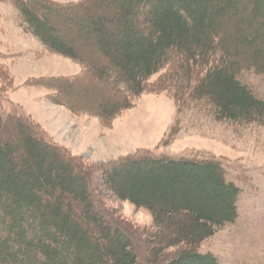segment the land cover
<instances>
[{
  "label": "trees",
  "instance_id": "obj_1",
  "mask_svg": "<svg viewBox=\"0 0 264 264\" xmlns=\"http://www.w3.org/2000/svg\"><path fill=\"white\" fill-rule=\"evenodd\" d=\"M9 1L24 32L82 68L32 84H54L59 98L63 87L92 75L114 93L94 110L63 99L59 104L75 115L107 123L166 68L174 98L187 103V96L216 122L264 125V100L241 78L264 75V0H120L117 12L89 21L105 64L51 35L48 19H37L41 10L54 19L74 13L84 0ZM84 11L86 19L94 15ZM95 174L100 190L150 214L153 230L140 232L148 238V264H218L199 250L236 220L240 194L220 162L149 153L94 168L45 138L29 117L1 112L0 264H142L133 238L102 213Z\"/></svg>",
  "mask_w": 264,
  "mask_h": 264
},
{
  "label": "rangeland",
  "instance_id": "obj_2",
  "mask_svg": "<svg viewBox=\"0 0 264 264\" xmlns=\"http://www.w3.org/2000/svg\"><path fill=\"white\" fill-rule=\"evenodd\" d=\"M49 1L67 5L80 0ZM119 2L84 0L74 13H60V18L54 19L50 11L41 10L43 16L37 19H48L54 29L51 35L98 64H105L89 21L94 16H106V10L117 12ZM84 9L94 15L86 19ZM81 71L79 64L48 52L24 32L12 3L0 0V112L4 116L16 113L29 117L45 138L94 168L149 153L220 162L226 180L240 190L237 218L203 242L199 251L212 254L218 264H264V125L216 122L206 109L191 106L193 101L187 96L183 101L190 103L174 98L166 68L147 81L149 86L131 99L129 109L105 124L94 116L75 115L59 104L66 99L75 108L94 110L102 101L114 100L111 89L92 75L66 84L59 98L54 84L45 87L31 82L35 78L52 82ZM241 78L254 95L264 100V75L246 72ZM91 183L99 195L102 213L133 238L139 261L148 264V238L140 233L153 230L148 211L100 190L96 174Z\"/></svg>",
  "mask_w": 264,
  "mask_h": 264
}]
</instances>
